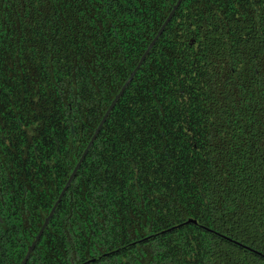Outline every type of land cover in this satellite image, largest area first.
I'll use <instances>...</instances> for the list:
<instances>
[{
	"label": "flooded vegetation",
	"instance_id": "obj_1",
	"mask_svg": "<svg viewBox=\"0 0 264 264\" xmlns=\"http://www.w3.org/2000/svg\"><path fill=\"white\" fill-rule=\"evenodd\" d=\"M54 2L53 12L56 16L49 15L47 22H42L54 31V35L49 36L53 41H48V47L54 48V57L59 58L61 55V33L72 30L67 14H98L94 17L86 15L88 23L80 29L84 38L71 46V50L65 47L69 60L72 56L87 70L86 89L89 100L86 102V121L91 131L86 143L82 139L78 140L76 118L70 115L73 112L72 105L68 103V107H62L63 83L58 69L47 63L48 67L37 65L30 70L29 67L21 68L23 61L17 63V41L21 45L19 52L22 54L23 45L40 39L41 33L32 37L28 35L23 42H15L12 14H16L18 9L15 10L12 4H6L3 12L6 21L0 25V245L3 246L0 264H23L45 221L47 224L26 259L27 264H106L101 260L121 251L119 248L112 252H102L95 251L94 247L77 246L80 235L76 232V219L72 218L75 213L70 214L68 219L67 214L63 215L62 212H76L78 187L81 186L79 173L90 158L89 154L107 120L112 114L119 117L124 102L140 104L145 99L148 105L141 115L153 116V101L159 92L164 93L167 99L174 96L179 103V112L174 115L172 108L169 129L175 121H186L191 132L204 128V122H199L200 103L196 96L211 88L206 89L205 83L197 86L196 75L203 74V68L197 66L204 65L202 58L205 47L210 49L214 46L211 54L214 60L211 62L216 68H225V63H217V60L228 61L235 70V76L230 75V79L235 81L238 78L241 84L249 87L253 96L245 100L246 104L252 106V102L256 101L255 108L259 109L261 101H264V82L261 75L254 71L257 61L253 59L248 64L236 56H228V45H236L237 32L225 28L228 19H231L234 21L232 29L243 27L246 39H250L256 48L264 47L261 43L264 40V0H240L238 4H232L230 0H201L195 7L189 4V0H153V13L165 14L161 26L171 17L153 45L149 48L161 26L141 51L136 50L142 46L130 44L126 36H123L122 29L115 26L119 22L135 19V3L139 0H107L102 9H93L86 2ZM17 14L20 16L19 11ZM58 14L65 17L60 18ZM101 17H104V21L98 19ZM111 18H115L114 23ZM16 22L18 24V20ZM169 26L171 32H174V38L166 44L169 51H165L161 48L163 44L160 40ZM3 29H6L5 33ZM209 32L212 34L205 39V33ZM218 32L223 34L216 35ZM103 35L106 38L104 40ZM216 52L220 53L219 57L214 55ZM261 56L264 57V53ZM262 70L260 72L264 75ZM24 73H28V76L25 77ZM129 78V83L112 107L63 197L57 202L104 114ZM31 85H34L31 90L25 91ZM36 88H39L49 109L46 113L48 119L43 120L41 134L31 139L29 147L26 142L36 135L30 127L34 123L31 98ZM214 88L220 90L217 85ZM71 90V94L77 97V89L71 86ZM118 119L119 126L126 125L125 120ZM112 123L113 119L109 126L117 128L116 123ZM229 132L231 135L228 140L231 142L233 131L230 129ZM221 138V134L215 137L217 141ZM210 139L211 135L208 141ZM90 174L94 175L92 163ZM105 175L113 173L105 171ZM52 209L53 214L47 219ZM138 241L141 240L135 242Z\"/></svg>",
	"mask_w": 264,
	"mask_h": 264
},
{
	"label": "trees",
	"instance_id": "obj_2",
	"mask_svg": "<svg viewBox=\"0 0 264 264\" xmlns=\"http://www.w3.org/2000/svg\"><path fill=\"white\" fill-rule=\"evenodd\" d=\"M60 1L63 4L69 1L77 4L86 2L93 9H102L107 0ZM6 4L18 9L16 14H12L15 42L25 41L28 35L40 34L34 25L42 21L37 19L33 20V24L27 23L28 19L39 16V13L26 10L22 0H0V13L3 14H0V25L6 21V14L3 13ZM135 5V19L119 22L115 26L122 29L123 36L130 44L142 46L136 50L141 51L161 26L165 14L153 13V0H139ZM54 7L52 0V12ZM67 15L72 30L61 33L59 58L53 56L54 48H49L53 57L47 63L60 71L62 107H68V103L72 105L70 115L76 118L77 138L86 143L91 131L86 121V102L89 100L87 70L72 56L69 60L65 47L71 50V46L84 38L80 32L82 27L75 26V23L85 19L86 15L94 17L98 14ZM58 16L65 17L62 14ZM98 19L104 21V17ZM110 20L114 23L115 18ZM170 26L160 40L163 44L161 48L165 51H169L166 44L174 38ZM103 36L102 40L105 38ZM49 41L53 40L49 38ZM204 52V65L197 66L203 68L202 76L209 70L208 57L214 52V46L210 49L205 47ZM47 63L40 66L48 67ZM196 77L197 82L201 80V75L197 74ZM205 85L206 89H211L196 96L200 103L199 122H204L201 131H193L189 135L170 132V113L173 107L174 115L179 112V103L174 96L167 99L160 92L153 101V116L141 115L139 129L134 126L135 123L132 127L128 125L137 109H145L148 105L145 99L140 104L124 102L119 117L112 114L107 120L89 154L90 158L79 173L81 186L78 187L76 212H62L63 215L67 214L68 219L70 214L75 213L72 218L76 219V232L81 236L77 238V246L94 247L95 251L102 252L120 248V252L101 260L106 264H248L249 256L255 254L233 241L256 251L259 249L264 255V159L254 147H244L245 140L251 144L255 139L256 130H252L253 136L245 137L246 128L240 124L245 116L251 123L253 117H259V112L234 115L233 103L228 101L226 95H221V90L215 89V85ZM71 86L77 89V97L71 94ZM224 92L230 94L231 90L226 88ZM244 95L253 96L248 86ZM238 107L247 109L251 105L243 101ZM118 118L125 120L126 125L119 126ZM112 119V124L116 123L117 128L109 126ZM222 127L233 131L231 142L220 131ZM211 131L222 135L218 141L214 140L221 144L220 151L215 156L201 159ZM166 135L169 136L167 140L163 138ZM91 163L94 175L90 174ZM105 171L113 175L106 176ZM188 219L196 220L198 225L231 240L189 224L167 235L132 245L136 240L178 226ZM125 246L127 248L124 250Z\"/></svg>",
	"mask_w": 264,
	"mask_h": 264
},
{
	"label": "snow or ice",
	"instance_id": "obj_3",
	"mask_svg": "<svg viewBox=\"0 0 264 264\" xmlns=\"http://www.w3.org/2000/svg\"><path fill=\"white\" fill-rule=\"evenodd\" d=\"M225 2H229V0H225ZM232 4H238L240 0H230ZM201 3V0H189V4L192 7H195L197 4ZM52 4V0H22L23 7L28 10L31 9L32 12L39 13V16H33L31 19H28V24H33V20H40L42 22H46L50 14H54L51 9L50 5ZM241 24L243 21H239ZM88 23L87 18L77 21V26L84 27ZM234 23L231 19H228L227 23L225 24V28L228 31H236L237 32V40L236 45L233 46L231 44L228 45V56H236L237 58L243 59L245 63L251 64L253 59L257 61L255 65L254 71L257 75H261V80L264 82V75L261 74L260 70L264 69V57L261 56V53H264V47L256 48L254 44L251 43L250 39L245 38V29L242 27L238 30L232 29L231 24ZM209 28L212 27L211 24L208 26ZM34 28L36 31L41 33L40 39L29 41L25 45H23V53L21 54L19 52V49L21 48V45L19 41H17V48H18V54L16 57L17 63H20V61H23L21 64L22 67H29L31 70L32 68L36 67L37 65H40L42 63H47L50 59L51 53L50 49L48 47V41L49 36L54 35L52 33V30L50 28H47L45 26V23H40L38 25H34ZM47 33V34H46ZM212 33H205V39L208 35H211ZM223 33H216V35H222ZM21 36H23V32L21 33ZM262 44H264V40L261 41ZM216 57H219L220 53L216 52L214 53ZM209 59V70L205 74L207 77L205 79V76H201V80L197 83H208L209 85H217L219 86L221 90V95H226V98L229 102L233 103V114L239 113L241 116H245V112L251 114L253 112H259V117H253L251 123H248V118L245 116L244 119L240 120V124L242 126H245L246 128V136L251 137L253 136V129H255V139L252 140L251 144L245 140L244 147H254L255 151L260 153L261 159H264V101H261V107L259 109L255 108L256 101L252 102V106L244 109L238 107L243 101L247 100L248 97L244 95L246 85L241 84L240 80L237 78L235 81L230 79L231 76H235V70L231 63L228 61H220L217 60V63H225V68L221 70L220 68H216L212 64V56L208 57ZM25 77L28 76V73L23 74ZM24 81H22V84ZM36 83H39L37 81ZM34 85H31L30 87H26L25 91H30L31 87ZM226 88H231L232 91L230 94H226L224 90ZM31 104L33 106V117L32 120L34 121L33 124L30 125L32 131L36 134L33 137L29 138V141L26 142L29 147H31V139H36L41 134V129L43 126V120L48 119V116L46 113L48 112V108L46 107L45 100L42 97V94L39 90V88H36L35 95L31 98ZM143 109H137L134 115L131 116V122L129 123V127H132V124L135 123L136 128L139 129L140 127V120L141 118V112ZM221 132L226 133L228 139L230 140V132L228 129L220 128ZM170 132H176L178 135H189L191 133V128L188 126V123L181 122V121H175L174 126L170 129ZM27 134V131L25 132ZM135 134V133H133ZM159 134V133H157ZM212 139L209 140V142L205 145V150L201 156V159L204 157H212L215 156L221 148V144L214 142L216 137V132L211 131L210 133ZM165 140L169 138L168 135L163 137ZM177 208H179V205H177ZM181 211L183 209H180ZM162 231H164L162 229ZM168 233L165 231V235ZM156 234H153L155 237ZM2 239V237H0ZM147 242V241H145ZM3 246L0 245V251H2ZM23 264H27V260L23 262ZM248 264H264V255H261L260 250L257 249L255 256H249L248 258Z\"/></svg>",
	"mask_w": 264,
	"mask_h": 264
},
{
	"label": "water",
	"instance_id": "obj_4",
	"mask_svg": "<svg viewBox=\"0 0 264 264\" xmlns=\"http://www.w3.org/2000/svg\"><path fill=\"white\" fill-rule=\"evenodd\" d=\"M170 17H171V15L165 20V22H164L163 25L161 26V28H160V30H159L157 36H156L155 39L151 42L149 48L153 45V43L155 42V40L159 37V35L161 34V32L164 30L165 26L167 25L168 21L170 20ZM147 53H148V50H147V51L145 52V54L142 56V60H141V62L143 61V59L145 58V56H146ZM139 65H140V63H139ZM130 79H131V78H129V79L126 81V83L123 85V87H122L120 93L115 97V99H114L113 102L111 103L109 109H108V110L106 111V113L104 114V116H103V118H102L100 124H99L98 127L96 128V130H95V132H94V134H93L91 140L89 141V143H88V145H87V147H86L84 153L82 154V157H81V159H80L78 165L75 167L73 173L71 174V177L69 178V180H68V182L66 183L64 189L62 190L61 194L59 195L57 202L63 197V195H64V193H65V190H66V188L68 187L69 183L71 182L73 176L75 175V173H76V171H77V169H78V167H79L81 161L83 160L84 156H85L86 153L88 152L89 148L92 146V144H93L94 140L96 139V137H97V135H98V133H99V131H100V129H101V127H102L104 121H105L106 118L108 117V115H109V113H110L112 107L114 106V104L116 103V101L118 100V98L120 97V95L122 94V92L124 91L125 87H126L127 84L129 83ZM55 206H56V204H55ZM55 206H54V207H55ZM53 211H54V209H52V211H51V213H50V215L48 216L47 219H49V218L52 216ZM46 222H47V221H45V224H44L43 227L41 228L40 232L37 234V237H36L35 242L38 240V238H39V236L41 235L43 229L45 228V225L47 224ZM189 224L198 225L196 220L188 219L186 222H184V223H182V224H180V225H178V226H174V227H171V228H169V229H167V230H164V231H161V232H159V233H156L155 237H158V236L164 235V234H165V231L168 233V232H171V231H173V230H175V229H178V228H180V227H182V226L189 225ZM198 226H199L200 228H202L204 231H207V232H210V233H214L216 236H219V237L222 238V239L231 240V239H229L228 237H226V236H224V235H220L219 233L214 232L213 230H211V229H209V228H206V227L201 226V225H198ZM152 237L155 238L153 235H151V236H148V237L144 238V239L141 240V241L135 242L133 245H137V244H139V243H141V242H143V241H148V240L151 239ZM35 242L30 246V249H29V252H28V254H27V256H26V259H27V258L29 257V255L31 254V251L33 250V247H34V245H35ZM233 243L236 244L237 246H239V247H241V248H243V249L249 251V252H252V253L256 254V250H253V249L249 248L248 246L242 245L241 243H239V242H237V241H233ZM261 255H263V254H261ZM26 259H25V260H26Z\"/></svg>",
	"mask_w": 264,
	"mask_h": 264
}]
</instances>
